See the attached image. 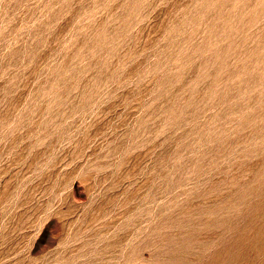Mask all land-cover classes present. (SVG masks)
I'll list each match as a JSON object with an SVG mask.
<instances>
[{
	"label": "rangeland",
	"instance_id": "374dc122",
	"mask_svg": "<svg viewBox=\"0 0 264 264\" xmlns=\"http://www.w3.org/2000/svg\"><path fill=\"white\" fill-rule=\"evenodd\" d=\"M0 264H264V0H0Z\"/></svg>",
	"mask_w": 264,
	"mask_h": 264
}]
</instances>
